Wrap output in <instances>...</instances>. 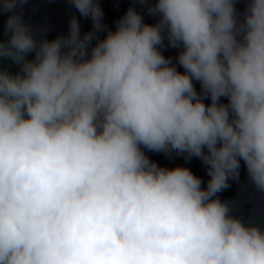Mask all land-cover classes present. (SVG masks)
<instances>
[{
	"label": "clouds",
	"instance_id": "obj_1",
	"mask_svg": "<svg viewBox=\"0 0 264 264\" xmlns=\"http://www.w3.org/2000/svg\"><path fill=\"white\" fill-rule=\"evenodd\" d=\"M27 4L0 3V264H264V227L219 195L241 161L264 193V0H133L114 28L70 0L92 27L51 39Z\"/></svg>",
	"mask_w": 264,
	"mask_h": 264
},
{
	"label": "water",
	"instance_id": "obj_2",
	"mask_svg": "<svg viewBox=\"0 0 264 264\" xmlns=\"http://www.w3.org/2000/svg\"><path fill=\"white\" fill-rule=\"evenodd\" d=\"M3 0H0L2 3ZM133 0H100L104 11V23L111 28L115 27V20L124 14L127 7ZM238 10L243 13L248 0H236ZM25 19L35 25H47L50 30L47 32L49 39L54 38L59 33H66L70 16L75 13L81 24V32L91 29L92 21L90 18L81 17L79 12L70 5V0H28V4L24 10ZM6 14L0 13V39H4L3 24ZM144 19L153 23L156 17L150 16L144 12ZM104 33H101L103 36ZM166 57H172L174 60L178 56V49L167 46L165 39V47L162 49ZM33 54H29L31 58ZM7 67L10 71L15 72L17 65L9 59L0 58V69ZM179 71L183 68L177 64ZM195 87L199 91L200 84L194 81ZM226 102V98H222ZM206 103L210 102L205 100ZM150 159L156 161L159 165L166 167H174L176 165H185L189 167L193 173L199 176L205 185L208 179L206 169L198 158L191 161H185L182 155L173 154L171 157L162 152H152L145 149ZM231 186L220 193V198L230 203L231 209L235 215L240 216L246 223H257L264 227V193L258 192L249 182L241 161L240 177L238 181H231Z\"/></svg>",
	"mask_w": 264,
	"mask_h": 264
}]
</instances>
